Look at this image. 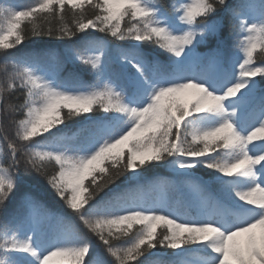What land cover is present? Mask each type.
I'll use <instances>...</instances> for the list:
<instances>
[{
    "label": "snow or ice",
    "instance_id": "1",
    "mask_svg": "<svg viewBox=\"0 0 264 264\" xmlns=\"http://www.w3.org/2000/svg\"><path fill=\"white\" fill-rule=\"evenodd\" d=\"M0 54V264H264V0H0Z\"/></svg>",
    "mask_w": 264,
    "mask_h": 264
},
{
    "label": "trees",
    "instance_id": "2",
    "mask_svg": "<svg viewBox=\"0 0 264 264\" xmlns=\"http://www.w3.org/2000/svg\"><path fill=\"white\" fill-rule=\"evenodd\" d=\"M19 2L26 4V3H29L30 0H19ZM173 2H175V0H159V3L165 8V10H169V11H170V5ZM229 2L230 3H236L237 0H229ZM95 35L96 36H102V34H100V33H96ZM104 39L107 40L108 45L112 48H114L116 46V44H118V43H127V42L113 41L111 37H104ZM72 43H73V41H69V40H54V39H49L47 37H41V38H36L35 40H28L25 42L24 45H22L20 47L26 48L29 50L54 49L57 52H59L60 59H64L68 55V53L66 52V49ZM234 44H235V41L233 39L228 40V51L230 53L235 51ZM145 46L147 48H149L150 50L154 51L156 54L160 55L161 59H166L168 54L163 53L162 50L156 49L154 45L147 44V42H146ZM13 51H15V50H13ZM198 51L205 52V51H207V48L205 46H201ZM5 60H6V57L3 54H0V80L3 79L6 71L11 70L10 64H8L7 66L5 65ZM45 63L52 65L54 67L56 60H54L51 56H48V57H45ZM70 72L79 73L80 78L83 81H85L86 83H93L94 82L92 75L87 71L85 66L80 64L78 61L75 62V64H73L71 62L67 63L64 66L63 70L59 73V75L62 78H67L68 74ZM85 115L103 116L105 114L100 112V113H89V114H85ZM84 119H85V116L74 117L72 120L67 122V128L65 130L71 131L72 129H75V127L77 126L78 123L84 122ZM6 126L8 127V134L13 135L14 129L9 125H6ZM60 127L65 128L64 125H61ZM53 131H55V129H53ZM149 167H151V166L149 165ZM157 172H158V175L156 176L157 179L166 180L170 183H174L177 180V177H175V175L172 174L170 170H165L163 168H160L157 170ZM207 172H208V170L205 169V170H201L198 174L204 175L205 178H207V176H206ZM19 175H21L23 177V179L21 180V191L29 190V189L34 190V191L37 190L38 186L36 184V178H35L34 173H31V174L24 173V171L21 169ZM152 175H153L152 173H148L149 177H151ZM125 183H126V181L123 178H121L119 181L116 182V185H113L111 188L106 189L105 192L101 193L100 197H98L97 199L103 198L109 191H111L112 189H114L116 187H123L125 185ZM39 190H40L41 195L43 196L45 202L48 204L49 207L53 208L54 210L64 212L65 215H70L69 210H67L65 208V206L63 205V202L59 201L58 198H56L54 196V194L51 193V190L46 188V186L43 184L42 181L40 182ZM156 195H157L156 192L146 193L147 198H150V199L155 198ZM180 195H181L180 192L169 191V196H170V198H172L174 203L177 201V199L179 198ZM18 196H19V193H16V195L13 198H11V201L8 204V212H10L16 206V201H17ZM192 213L194 215V210H192ZM5 215H6V213H5ZM0 218H2V217H0ZM136 227H138V226H136ZM90 239H91L92 244L95 247H98V248L102 247L99 244V241H97L94 236L90 237ZM195 255H196L195 253H192L186 258L194 261ZM175 259H177V258L172 256L171 250H168V255L165 257H152V256H150L149 264H160V262L162 260L163 261H169V260H175Z\"/></svg>",
    "mask_w": 264,
    "mask_h": 264
}]
</instances>
